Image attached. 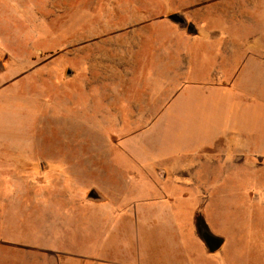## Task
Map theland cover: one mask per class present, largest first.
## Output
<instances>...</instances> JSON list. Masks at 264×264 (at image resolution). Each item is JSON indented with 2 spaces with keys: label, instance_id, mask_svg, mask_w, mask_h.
Segmentation results:
<instances>
[{
  "label": "rangeland",
  "instance_id": "rangeland-1",
  "mask_svg": "<svg viewBox=\"0 0 264 264\" xmlns=\"http://www.w3.org/2000/svg\"><path fill=\"white\" fill-rule=\"evenodd\" d=\"M23 8L9 11V51L0 47V264H58L60 252L102 239L100 230L129 243L130 222L99 209L128 207L130 198L115 196L142 185L134 180L146 170L167 173L172 157L198 180L185 182L186 207L212 194L200 216L224 241L213 264H264V55L244 61L240 50L216 63L210 40L234 36L242 46L261 33L264 46V0H43L37 38ZM174 13L194 32L173 24ZM178 45L187 55L170 58L166 49ZM165 60L182 64L152 75ZM89 62L101 69L89 73ZM212 74L219 85L190 84ZM183 80L185 92H172ZM175 94L171 110L152 118L158 98ZM137 107L145 116H117ZM211 127L217 138L204 144ZM132 159L160 165L142 171Z\"/></svg>",
  "mask_w": 264,
  "mask_h": 264
},
{
  "label": "crops",
  "instance_id": "crops-1",
  "mask_svg": "<svg viewBox=\"0 0 264 264\" xmlns=\"http://www.w3.org/2000/svg\"><path fill=\"white\" fill-rule=\"evenodd\" d=\"M42 4L43 0H0V47L4 49L3 51H9L3 40L5 38H10L9 33L4 32L3 28V25L5 24L4 22H11L13 20V18L10 19L11 15L9 11L14 9L17 10V7L24 6V17L22 19L25 21L29 20L28 22H31H27V28L30 27L31 30L34 31V36L31 38H37L38 36H42ZM26 9H28L27 13ZM17 12L18 16L21 15L19 10H17ZM27 14H31L29 19L27 18ZM32 23H35L36 27L39 25L38 23H40L38 29L33 28L34 26ZM175 32L180 35L183 34L182 38L180 37L181 41H187L188 35L186 33L180 30ZM256 34L250 37L245 36L242 46L235 45L234 36H226V41L223 40L224 37L222 35L218 34L216 36H211L210 40L214 44L211 52L216 55L215 62L217 63L219 57L222 56L229 60L235 52L240 50L243 51L244 61L252 59L256 60V58L253 57L254 54L264 55V46H256V44L260 42L259 40L261 37L259 34L261 33H258V35ZM196 35H198V32ZM161 36L162 35H160V39ZM252 39L253 41H251ZM262 42L264 45V41ZM254 47H259V50L254 49ZM153 51H156L154 52V54H156L155 56L163 53L161 52L162 49L158 48ZM166 51H169L168 53L170 54V58L172 54L174 55V53H177L178 55L183 54L181 56L187 55V51L179 48V45L173 49H166ZM261 58L263 60L264 56ZM181 64L182 63L180 62L175 63V61L172 60H165V62L157 64L159 67H156L157 65L155 63L150 70L152 71V75H155L158 71H167L168 74H171L172 71L177 69L176 66H180ZM184 65L187 66V63ZM85 69L91 73V70L101 69L100 63L95 64L94 62H89L86 64ZM185 69L186 68L184 66L181 71ZM213 73L218 74V71H214ZM214 74L211 75V80L199 81L197 79L196 82H192L190 84L200 87L203 85L217 86L220 83L219 77L214 78L216 77ZM186 81L187 80L175 82L174 86H172L174 87L172 92L175 91L176 93L177 91V94L182 92L183 88L187 85ZM241 84L246 85V83L242 81ZM170 85L172 84L169 81V83H167V87ZM177 87L180 88L178 89ZM171 96L165 98L164 100H161L162 97L158 98V101L161 103L160 107L162 108L159 109L157 113L154 110L151 115L152 118L160 117L161 112L167 111L168 108L169 111L171 110V101H175L177 97L176 94L172 98ZM185 105L186 99L184 101H180L178 113L181 120H183L186 115ZM153 106L154 104H152L151 108ZM137 108L135 109L137 113L133 115L127 114L124 116L123 114L118 113L117 116H145L142 113L140 114L139 107ZM164 113L162 115H165ZM181 125L183 126V123H181ZM211 128L205 132L207 137L204 140V144L212 145L213 141L217 138V129L213 131V128ZM134 163L138 167L142 168V171L146 169L145 167L147 164L150 165L152 163L154 166L160 165L158 160L141 162L132 159L131 164ZM164 166L168 168L167 173H161L158 170H155L157 173L152 174L148 173L149 170H146L145 172L147 173L141 174L134 180V182L142 183V185H134V187H132V189H134L129 195L117 194V196H115L118 201L119 199H124L126 197L130 198V205L128 207H120L119 205H116L111 208L107 207L99 209V211H107V213L112 215L114 219L119 218L121 221L130 222L132 237L129 243L124 244L122 240L121 242H119V240L108 242L107 238L104 236L108 232L106 233V231L100 230V235L103 236L102 239L100 238L95 243H85L83 251H74L72 254L67 253L66 256L62 255L60 252L58 254L60 257L57 258L58 264H213L214 262L211 255L214 253H209L197 236V220L199 218L201 224L205 225L211 234L220 237L208 227L207 222L200 216V211L204 205V202H202L201 199L206 197V202L208 203L210 201L208 199H212V194L197 193L194 197V205L189 209L185 206V201L188 197L185 193V182L189 180H198L195 176L188 175L183 172L182 167L178 164V159H175L174 157L166 159L164 161ZM88 197H94L92 192ZM82 200H86V198L83 196ZM203 201H205V199H203ZM103 215V217L98 218L99 221L97 223L100 225L106 221L105 214ZM88 223L89 222L87 221V224ZM223 245L224 241L221 248ZM220 249L216 252H219Z\"/></svg>",
  "mask_w": 264,
  "mask_h": 264
},
{
  "label": "water",
  "instance_id": "water-1",
  "mask_svg": "<svg viewBox=\"0 0 264 264\" xmlns=\"http://www.w3.org/2000/svg\"><path fill=\"white\" fill-rule=\"evenodd\" d=\"M168 19L173 24L186 28L188 33L194 32L193 26L191 24H188L181 15L174 13L169 15ZM197 236L200 241L204 244L209 253H215L221 248L223 244V239L211 234L208 228L203 224L197 227Z\"/></svg>",
  "mask_w": 264,
  "mask_h": 264
},
{
  "label": "bare ground",
  "instance_id": "bare-ground-1",
  "mask_svg": "<svg viewBox=\"0 0 264 264\" xmlns=\"http://www.w3.org/2000/svg\"><path fill=\"white\" fill-rule=\"evenodd\" d=\"M226 19V18H225ZM220 21V20H219ZM227 30V29H226ZM121 60V59H120ZM96 63V62H95ZM179 73V72H178ZM181 75V74H180ZM65 144V143H64Z\"/></svg>",
  "mask_w": 264,
  "mask_h": 264
}]
</instances>
